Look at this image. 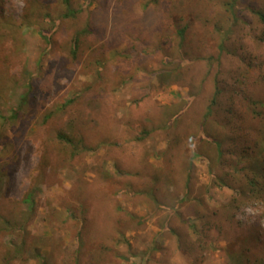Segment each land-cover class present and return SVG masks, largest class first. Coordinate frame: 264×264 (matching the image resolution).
<instances>
[{
	"label": "rangeland",
	"instance_id": "374dc122",
	"mask_svg": "<svg viewBox=\"0 0 264 264\" xmlns=\"http://www.w3.org/2000/svg\"><path fill=\"white\" fill-rule=\"evenodd\" d=\"M234 1L0 0V264L264 259V0ZM236 77L237 128L200 127Z\"/></svg>",
	"mask_w": 264,
	"mask_h": 264
},
{
	"label": "trees",
	"instance_id": "16d2710c",
	"mask_svg": "<svg viewBox=\"0 0 264 264\" xmlns=\"http://www.w3.org/2000/svg\"><path fill=\"white\" fill-rule=\"evenodd\" d=\"M237 1L238 0H235L231 4V8H232L231 11H233L234 8L236 7ZM69 13H70V11H69ZM255 15L257 16L258 20L262 24H264V12L257 11V12H255ZM233 22H234V20H232V24H233ZM182 34H183V31L180 32V36H182ZM181 39H182V37H181ZM218 46H219L218 49H219V55H220L225 50L224 40H221L219 42ZM243 78L244 77H240V78L236 77L234 79L233 85L230 88H225V87L223 88L218 83H216V82L214 83L213 91H212L210 99L208 101V105L206 106L205 112L203 114V118H202V120L200 122V127L204 123H206L208 121L209 117H211L214 113L217 112V114H220V115H218V117L219 116L222 117L221 114H223L224 117H226V116L229 117L228 118V122L225 124L226 127H231L232 126L234 128H237L239 123L232 124V121H231L232 115L235 116V112L232 110V105L230 104L232 102L226 104L225 100L227 98H231V97H229V94L232 91L235 90L233 96L237 93V90H236L237 89V85L241 83L240 80L243 79ZM220 112H222V113H220ZM201 132H203L202 128L200 129V133ZM61 138H63V137H61ZM65 141L67 143H69L72 146V148H74V149H75V146H77L76 144L73 145L71 140H65ZM259 144H261V146L264 147V135L262 136V139L260 140ZM214 145L216 146L217 149H220V145L218 143H215ZM242 146H243V143H242ZM243 149H245V147H243ZM248 168H249V165H248V167H245V169H248ZM252 171H254V169H252ZM247 172H248V174L246 173V174H243L241 176V178H243L244 175H245L244 178L246 177V182L243 184V186H245V188H249V190L252 193L251 197L257 195V198H258L259 196H262L263 193H264L263 185H262V187H259V185L262 183V181H259L257 177H255L254 175H251V174H254V173L251 172L250 168H249V170H247ZM241 178L238 181L234 180L232 182V184H233L232 188H234L238 184L241 185V180H242ZM187 182H188V178H187L186 183ZM243 190H244V188H243ZM247 252H248V249H245L243 251V253L240 254L241 257H239L238 253L233 255L232 257H233V261L235 262V264H240V261H241V263L244 262V264H261V263L264 264V259L261 258L262 260L260 261L258 259H253L251 257H248V253ZM259 262H261V263H259Z\"/></svg>",
	"mask_w": 264,
	"mask_h": 264
}]
</instances>
